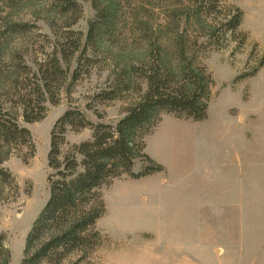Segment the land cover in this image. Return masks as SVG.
I'll return each instance as SVG.
<instances>
[{
  "label": "rangeland",
  "instance_id": "rangeland-1",
  "mask_svg": "<svg viewBox=\"0 0 264 264\" xmlns=\"http://www.w3.org/2000/svg\"><path fill=\"white\" fill-rule=\"evenodd\" d=\"M123 1L124 16L136 12L145 19L144 9H151L148 0ZM101 2L115 7L117 0ZM81 3L82 17L73 28L85 36L95 10L90 0ZM225 3L243 10L240 30L247 36L239 50L232 42L203 58L214 79L207 119L162 115L146 137L145 151L164 170L137 179L123 175L103 186L106 212L96 226L104 242L89 259L77 262L72 256L66 264H264V66L254 75L238 78L253 71L264 54V0ZM148 12L147 18L155 19ZM124 16L119 33L129 27ZM52 18L44 2L0 0V24L16 20L37 25L25 38L15 40L27 48L29 64L43 56L44 36L51 35L46 21ZM123 44L100 43L95 62L84 65L70 94L62 90L58 103H47L41 120L19 119L31 132L35 152L28 158L13 154L2 163L18 184V192L7 185L0 198V231L11 253L9 264H20L26 236L49 198L48 153L56 120L76 107L93 122L114 125L137 98L133 94L104 102L94 98L111 82L114 63L145 57L143 51H130ZM91 135L92 130L84 128L69 131L67 139L79 143ZM140 168L138 161L134 171Z\"/></svg>",
  "mask_w": 264,
  "mask_h": 264
},
{
  "label": "trees",
  "instance_id": "trees-1",
  "mask_svg": "<svg viewBox=\"0 0 264 264\" xmlns=\"http://www.w3.org/2000/svg\"><path fill=\"white\" fill-rule=\"evenodd\" d=\"M22 1L46 3L54 18L46 21L51 35L44 36L47 45L34 64L26 61L27 48L15 40L25 38L37 25L16 20L0 24V198L7 185L18 192L16 177L2 163L13 154L28 158L35 152L31 132L19 119L41 120L47 103H58L62 90L70 94L84 65L95 62L100 43H124L130 51L145 53L127 64L114 63L111 82L94 95L99 102L137 97L116 124L93 122L79 108L70 107L51 130L49 198L26 236L20 264H66L72 256L83 262L104 242L96 226L106 212L102 187L123 175L137 179L164 170L145 151L146 137L162 115L207 119L214 79L203 58L232 42L239 50L247 36L240 30L244 12L225 0H148L151 9H144L146 17L139 19L136 12L124 16L123 0H117L115 7L90 0L95 16L84 36L73 28L82 17L83 0ZM137 4L134 11L140 9ZM149 10L155 19L147 18ZM122 16L130 23L127 32L119 33ZM263 66L264 54L253 71L238 78L254 75ZM84 128L92 130L90 139L68 141L69 131ZM138 161L141 168L135 172ZM5 238L0 231V264L11 261Z\"/></svg>",
  "mask_w": 264,
  "mask_h": 264
}]
</instances>
